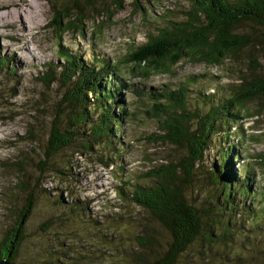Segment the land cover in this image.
<instances>
[{
	"label": "rangeland",
	"instance_id": "rangeland-1",
	"mask_svg": "<svg viewBox=\"0 0 264 264\" xmlns=\"http://www.w3.org/2000/svg\"><path fill=\"white\" fill-rule=\"evenodd\" d=\"M76 1L90 17L84 36L48 29L62 8H68L72 17ZM86 1L0 0L10 4L0 9V59L5 61L0 71V240L17 219L27 194L35 197L13 264H151L169 237L121 193L135 185H152L151 173L177 163L185 152L150 138L160 132L149 93L176 91L189 82L188 107L205 109L208 95L214 100L228 98L231 87L250 74L249 58L264 72V27L246 23L238 32L252 37L253 47L222 66L182 60L167 74L137 78L126 58L167 21L182 18L188 0H95L93 8ZM59 47L93 66L109 62L116 67L111 79L126 80L119 104L127 114L117 128L115 147L80 155L74 146L45 160L53 117L59 114L61 123L67 124L68 116L63 104L58 105L63 90L56 85L46 88L36 79H42L46 67L62 62ZM108 83L113 91L118 89L112 80ZM239 109L241 119L219 136L201 170L194 173L188 195L204 213L211 209L214 191L201 172L215 150L224 152L228 144L234 146L233 170L239 180L253 176L250 195L242 202L236 197L233 202L241 205L230 225L214 227L211 239L207 238L211 228L205 227L177 264H264V101H248ZM59 199L65 204L59 206ZM141 237L143 246L137 241Z\"/></svg>",
	"mask_w": 264,
	"mask_h": 264
},
{
	"label": "trees",
	"instance_id": "trees-1",
	"mask_svg": "<svg viewBox=\"0 0 264 264\" xmlns=\"http://www.w3.org/2000/svg\"><path fill=\"white\" fill-rule=\"evenodd\" d=\"M94 3L95 0H87L85 4L93 8ZM134 6L137 11L140 9L139 4ZM73 9L70 17L69 9L62 8L48 29L59 35L84 36L90 17L85 6L77 1ZM181 16L167 21L155 36H149L147 43L130 53L126 63L133 76L146 80L151 75L167 74L182 60L222 66L242 50L253 47L254 39L239 33L238 27L246 23L264 27V0H188V9L181 12ZM58 54L62 62L46 67L42 79H36L46 88L56 85L63 90L62 103L58 105L63 104L68 116L67 124L61 123L59 114L53 117L45 145V160L74 146L80 155L93 154L98 147H115L117 128L127 114V108L119 104V92L126 80L111 79L116 75V67L109 62H98L99 65L93 66L61 47ZM248 64L250 74L242 76L231 87V96L214 100L213 95H208L205 109L188 107L189 82L176 91L149 93L154 101L152 117L156 119L160 132L150 138L185 152L177 163L154 170L152 185H135L128 190L129 193H121L122 197L146 212L169 237L167 247L151 264H177L205 227L211 228L207 235L211 239L214 227L230 225L236 208L241 205L233 202L236 197L242 202L250 195L253 176H245L246 182L239 180L233 170L234 146L231 144L224 152L220 150L221 153L217 154L215 150L216 155L208 159L210 164L206 171L201 172L214 191L210 199L211 209L204 213L190 203L188 195L194 173L201 170L219 136L229 133V125L241 119L239 108L248 101H264V72L257 70V62L252 58ZM4 66L5 61L0 59V71ZM109 80L118 85V89L109 88ZM100 162L103 163V159ZM32 193L27 194L13 225L4 231L0 240V261L13 264L16 259L25 239V225L35 204ZM57 204L62 206L65 203L59 199ZM137 241L139 246L144 245L142 237Z\"/></svg>",
	"mask_w": 264,
	"mask_h": 264
},
{
	"label": "bare ground",
	"instance_id": "bare-ground-1",
	"mask_svg": "<svg viewBox=\"0 0 264 264\" xmlns=\"http://www.w3.org/2000/svg\"><path fill=\"white\" fill-rule=\"evenodd\" d=\"M21 1H22V0H21ZM8 3H9V2H8ZM8 3H6V5L10 6V4H8ZM21 3H22V2H21ZM24 3H25V4L27 3V5H28V2H27V1H25ZM0 4L2 5V3H0ZM6 5H2V6L0 7V9H1V8L4 9V7H5ZM21 10H22V9H21ZM21 10H20L19 13H18L19 15H21V14L23 13V11H21ZM11 14H12V15H11L12 18L14 19V18H15L14 13H11ZM0 25H1V24H0ZM1 27H2V26H1ZM26 29L28 30V28H26Z\"/></svg>",
	"mask_w": 264,
	"mask_h": 264
},
{
	"label": "water",
	"instance_id": "water-1",
	"mask_svg": "<svg viewBox=\"0 0 264 264\" xmlns=\"http://www.w3.org/2000/svg\"><path fill=\"white\" fill-rule=\"evenodd\" d=\"M0 264H11V263H8L6 261H0Z\"/></svg>",
	"mask_w": 264,
	"mask_h": 264
}]
</instances>
